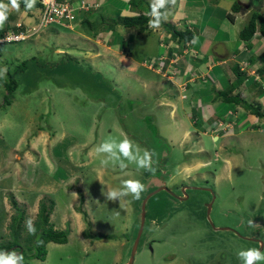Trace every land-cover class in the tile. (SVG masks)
I'll use <instances>...</instances> for the list:
<instances>
[{"label": "rangeland", "instance_id": "1", "mask_svg": "<svg viewBox=\"0 0 264 264\" xmlns=\"http://www.w3.org/2000/svg\"><path fill=\"white\" fill-rule=\"evenodd\" d=\"M135 1L148 14L149 1ZM246 1L259 5L262 0ZM32 11L36 19L38 8ZM64 28L52 24L30 39L0 44V67L6 66L18 83L11 103L4 104L8 73L6 80L0 79V242L13 239L12 227L20 223L23 243L28 235L25 220L35 222L39 203L44 202L52 206L49 225L67 231L68 240L47 243L44 260L29 257L34 250L24 245L26 254L15 251L23 255L24 264H127L142 203L165 186L174 197L161 190L146 200L132 264H242L240 249L264 244V147L230 145L226 150L238 154L229 167L226 150L216 146L221 139L215 142L201 134L208 154L197 153L194 131L182 115L184 106L177 115L191 131L185 148L173 141L181 135L171 130L176 128L170 116L157 108L152 88H144L133 76L153 77L142 62L164 48L160 40L167 34L159 29L160 40L150 30L142 44L140 38L122 44L135 57L124 73L94 45L66 34L78 30ZM123 36L118 34L114 41L121 42ZM109 136H127L141 153L152 152L155 173L138 171L135 164L123 170L102 166L105 154L98 155L95 148ZM192 157L208 162L182 180L181 167ZM127 178L145 184L141 198L107 200L103 193ZM161 210L160 217L154 213ZM249 220L254 222L251 227Z\"/></svg>", "mask_w": 264, "mask_h": 264}, {"label": "crops", "instance_id": "2", "mask_svg": "<svg viewBox=\"0 0 264 264\" xmlns=\"http://www.w3.org/2000/svg\"><path fill=\"white\" fill-rule=\"evenodd\" d=\"M60 1L75 4L84 2L89 6L86 11H79V18L80 21L83 18V25L77 22L74 29L69 30L78 31L66 32V34L72 35L73 38L78 36L94 45L98 54L101 52L102 55L110 57L115 63H119L120 67H118L120 69L123 67L124 73L126 72L125 68L129 66V61L135 57L129 53L130 48H123L122 44L129 38H132L133 41L140 38L139 43L142 44V37L150 30L157 33L159 39L158 31L150 29L148 24L143 28L139 26L124 27L120 24L119 20L122 17L143 13L137 3H126L125 0ZM4 2L6 3L5 0ZM234 3L239 5L237 11H231ZM258 3L259 5H255L246 0H176L174 6H169V16L164 22L171 23L179 30H184L185 27L190 28L193 33L190 47L197 56L188 60L181 57L178 61L180 62L177 67L178 71L173 78L150 69L148 70L153 77H149V79L139 78L136 74L133 76L143 84L144 88L145 85L152 88L150 92L155 95L157 108L163 109L170 116V120L176 128V130L173 128L171 130L181 135L173 139L179 147L185 148L184 144L191 131L186 127L182 116L177 115V111L181 110L183 106L182 115L188 117L194 131L192 146L196 148L197 153H207L201 134L207 135L215 142L221 139L220 143L216 145L220 150L231 148L232 144L236 146L237 143L238 145L256 143L261 146V149L264 147V117L253 114L247 107L248 104L264 109V85L260 81L254 80L255 75L264 78V38L258 29L248 39H242L239 36L240 30L247 23L252 12L264 15V0ZM20 8L18 17H15L16 10L11 11L3 28L8 26L11 28L14 23L19 21L23 25H29L35 23L34 21L39 18V8L36 19H34L33 9L25 15V8L22 5ZM102 17L106 18L110 25H107V28L103 30L98 29L100 31L96 36L88 34L84 29L85 19L91 22ZM121 26L127 30L123 31ZM159 31L168 36H166L167 47L163 51L168 58H175L181 53V43L172 39L170 32H167L162 24ZM120 33H124L123 40L121 42L114 41ZM194 38L195 43H193ZM101 39L105 40L106 44L101 42ZM158 51L159 49L155 54ZM161 52L162 50H160ZM131 68L134 69L133 66ZM236 94L244 102L226 101V97H233ZM186 108L187 110H185ZM217 122L229 125L228 129L226 131L214 129ZM235 146L232 148L236 149ZM237 154L236 150L234 153L226 150L224 159L229 167ZM216 156L219 157L218 154ZM207 162L199 157H192L188 163H184L186 166L181 167L182 173L185 174L182 180L189 178L191 172L198 170ZM180 164L182 163L177 165ZM83 228L84 226L80 227L81 233Z\"/></svg>", "mask_w": 264, "mask_h": 264}, {"label": "clouds", "instance_id": "3", "mask_svg": "<svg viewBox=\"0 0 264 264\" xmlns=\"http://www.w3.org/2000/svg\"><path fill=\"white\" fill-rule=\"evenodd\" d=\"M129 2V0H125ZM25 15L28 11H31L36 0H23ZM45 4L49 3V0H44ZM176 0H149L150 12L148 13L150 19L147 24L150 29H159L162 22L167 21L169 16V6L175 5ZM12 10H20V0H8L5 3L4 0H0V29H3L5 23L9 19V14ZM7 40V37H5ZM196 40L194 38L193 43ZM7 67H0V79L7 78ZM95 152L99 154H105L104 158L100 160V164L104 167L109 165L113 167H119L120 169H126L128 164H135L137 170H147L155 173V168L152 167V155L153 153L145 149L141 153L139 145L134 144L131 138L124 136L122 139L116 137H107L102 140ZM127 161V163L125 162ZM145 191V184L137 178H127L120 180V186L117 188H108L103 195L109 201L118 200L119 203L122 199L131 196L133 200H139L141 193ZM249 226H253V220L248 221ZM25 228L29 235H36L37 229L35 227L34 220L29 217L25 220ZM249 247L247 249H240L237 253L238 258L242 264H257L259 261H264V251L261 248ZM0 264H24V257L22 254H18L15 251H0Z\"/></svg>", "mask_w": 264, "mask_h": 264}, {"label": "trees", "instance_id": "4", "mask_svg": "<svg viewBox=\"0 0 264 264\" xmlns=\"http://www.w3.org/2000/svg\"><path fill=\"white\" fill-rule=\"evenodd\" d=\"M131 4H135V0H129ZM20 5L24 7L23 0H20ZM40 4L38 0H36V4L34 7L40 8ZM239 9V5L237 3H234L231 7V11H237ZM150 12V8L148 13ZM150 19L148 14L144 13H139L138 15L135 16H128V17H122L120 18L119 22L122 24L124 27H132V26H139V27H145L147 25L148 20ZM83 18L80 21V24L83 25ZM90 27H84L86 32L88 34H92L93 36L98 35L99 31L102 29L107 28V25H110L107 21L106 18L102 17L97 21H89L88 19H85V24ZM162 25L164 29L167 32H170L171 38L175 39L178 43H181V45L184 44L186 41H191L193 38V33L190 31L189 27H185L184 30H179L176 27H174L171 23H165L162 22ZM8 27H5L3 29H0V37L2 34L7 30ZM113 27V26H112ZM11 29L16 30L15 23L11 27ZM100 29V30H98ZM260 32L261 36L264 38V15H261L258 12H252L247 23L243 26V28L239 32V36L242 39H248L256 30ZM19 42V41H18ZM13 43V42H12ZM1 44V43H0ZM71 61V60H70ZM21 64H25V60L21 62ZM8 73V82L3 81L5 84L7 94L4 96V104H10V98L13 95L14 91L18 87V83L16 79L14 78V75L11 74L9 71ZM241 80V79H239ZM227 102H234V103H242L244 102L243 99L237 96V94L233 97H226ZM247 107L249 110L260 117H264V109L260 108L259 106L253 107L247 104ZM164 192V191H163ZM166 193V192H165ZM15 204V202H13ZM52 206L48 208L44 202L39 203V209L37 213V220L35 221V227L37 229L36 235H27L25 238H23L24 242L21 243L19 240V224H17V227L13 226L12 227V236L13 239L7 242H0V251H10L11 249H14V251H17L18 249H22L21 253L26 254L25 250H23L24 245L30 250H34V252L29 255V257L33 258H38L40 260H44L45 256L47 254V250L45 245L49 242H54L58 244L66 243L68 240V232L65 230H59V229H54L52 225H49V215L51 212ZM157 214V216H162L164 215V210L154 212ZM22 213L17 217H20ZM17 217H14L13 220L15 221ZM48 224V226H47ZM101 236V234H98ZM104 237V236H102ZM13 251V250H12ZM20 253V254H21Z\"/></svg>", "mask_w": 264, "mask_h": 264}, {"label": "built area", "instance_id": "5", "mask_svg": "<svg viewBox=\"0 0 264 264\" xmlns=\"http://www.w3.org/2000/svg\"><path fill=\"white\" fill-rule=\"evenodd\" d=\"M38 2L41 6L39 8L40 15L37 22L30 25H23L22 23L17 22L15 24L16 30L11 28L7 29L0 37V43H12L30 39L42 32L45 27L52 24L68 29H74L75 24L80 22L79 11H86L89 8L84 2H79V4L60 0H49L48 4H45L44 0H38ZM5 37H7V40H5ZM160 41V46L165 48L167 38H162ZM164 48H162V50ZM195 56H197V54L191 49L190 42L186 41L181 46V53L175 58H168L165 53H160L155 57L145 58L142 63L150 70L156 71L169 78H173L178 71V64H176V62L179 61L181 57L188 60ZM254 80H258L264 85V78H259L255 75ZM228 127L229 125L217 122V126L215 124L214 129L216 128V130L226 131Z\"/></svg>", "mask_w": 264, "mask_h": 264}, {"label": "water", "instance_id": "6", "mask_svg": "<svg viewBox=\"0 0 264 264\" xmlns=\"http://www.w3.org/2000/svg\"><path fill=\"white\" fill-rule=\"evenodd\" d=\"M161 190H165L167 192H169L168 188L163 186L161 188H158L157 190L153 191L151 194H149L143 201L142 203V207H141V220H140V226L138 228V231H137V234H136V237L134 239V242L132 244V249H131V253H130V259L129 261L127 262V264H132L133 262V259H134V254H135V251L137 249V246H138V242H139V239H140V236H141V233H142V229H143V225H144V220H145V204H146V200L148 199V197H150L151 195H154L156 193H158L159 191ZM185 190V188H183V191ZM183 199V198H182ZM213 199H214V196H213ZM211 204H208V207H210Z\"/></svg>", "mask_w": 264, "mask_h": 264}, {"label": "flooded vegetation", "instance_id": "7", "mask_svg": "<svg viewBox=\"0 0 264 264\" xmlns=\"http://www.w3.org/2000/svg\"><path fill=\"white\" fill-rule=\"evenodd\" d=\"M182 185V184H181ZM170 188V187H169ZM183 188H185V186L183 187ZM174 190V189H173ZM163 191H165V190H163ZM166 193H168L171 197H174V191H171L172 192V194L171 193H169V192H167V191H165Z\"/></svg>", "mask_w": 264, "mask_h": 264}]
</instances>
